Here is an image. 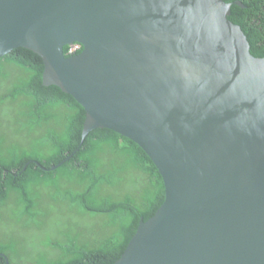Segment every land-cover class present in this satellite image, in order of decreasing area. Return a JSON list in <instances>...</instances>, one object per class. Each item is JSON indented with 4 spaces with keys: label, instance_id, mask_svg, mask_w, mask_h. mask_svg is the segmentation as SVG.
<instances>
[{
    "label": "water",
    "instance_id": "1",
    "mask_svg": "<svg viewBox=\"0 0 264 264\" xmlns=\"http://www.w3.org/2000/svg\"><path fill=\"white\" fill-rule=\"evenodd\" d=\"M231 6L0 0V58L38 54L44 85L85 109L82 141L115 131L163 179V204L113 264H264V58Z\"/></svg>",
    "mask_w": 264,
    "mask_h": 264
},
{
    "label": "trees",
    "instance_id": "2",
    "mask_svg": "<svg viewBox=\"0 0 264 264\" xmlns=\"http://www.w3.org/2000/svg\"><path fill=\"white\" fill-rule=\"evenodd\" d=\"M225 1L251 53L264 58V0ZM43 71L26 48L0 58V264H113L163 204V179L115 131L82 141L85 109L44 85Z\"/></svg>",
    "mask_w": 264,
    "mask_h": 264
},
{
    "label": "built area",
    "instance_id": "3",
    "mask_svg": "<svg viewBox=\"0 0 264 264\" xmlns=\"http://www.w3.org/2000/svg\"><path fill=\"white\" fill-rule=\"evenodd\" d=\"M78 47L76 46V47H74V48H70V51H74V50H76Z\"/></svg>",
    "mask_w": 264,
    "mask_h": 264
}]
</instances>
